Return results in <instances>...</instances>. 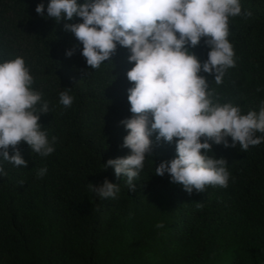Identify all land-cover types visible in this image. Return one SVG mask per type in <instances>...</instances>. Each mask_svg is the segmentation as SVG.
I'll return each mask as SVG.
<instances>
[{"label":"trees","instance_id":"16d2710c","mask_svg":"<svg viewBox=\"0 0 264 264\" xmlns=\"http://www.w3.org/2000/svg\"><path fill=\"white\" fill-rule=\"evenodd\" d=\"M49 2L0 0V62L24 59L32 90L42 94L36 112L48 103L39 123L54 147L41 156L22 141L26 166L0 157L7 173L0 175V264H264V139L246 151L239 143L231 146L230 136L227 147L209 140L211 151H201L226 161L228 185L189 193L169 173L155 174L177 152L176 138L169 143L152 132L151 150L130 190L123 174L104 165L131 154L123 146L130 130L121 123L133 115L130 50L117 44L110 59L92 69L82 43L64 27L82 18L58 23L47 16ZM40 3L44 16L36 12ZM239 3L242 15L228 21L235 66L220 84L214 72L201 69L199 75L207 79L213 103L258 113L264 105V0ZM189 50L203 63L210 46L201 38ZM61 92L73 97L70 107L60 103ZM42 168L47 172L38 177ZM105 179L118 185L115 198H100L90 187Z\"/></svg>","mask_w":264,"mask_h":264},{"label":"clouds","instance_id":"9594fccd","mask_svg":"<svg viewBox=\"0 0 264 264\" xmlns=\"http://www.w3.org/2000/svg\"><path fill=\"white\" fill-rule=\"evenodd\" d=\"M44 16L45 5L36 6ZM242 15L239 0H50L47 16L58 23L81 17L82 22L65 24L83 45L82 55L92 69L109 60L117 44L128 48V60L135 62L127 78L133 84L128 91L131 118L121 121L130 131L124 147L131 150L126 157L109 159L115 174L127 178L129 189L144 167L145 154L150 152V135L171 143L176 138L177 155L156 166L155 174H170L172 183L182 184L189 193L203 192L206 186L227 187L229 173L223 158L206 154L209 140L225 146L239 143L242 151L258 145L264 137V105L259 112L241 114L231 103H213L207 79L199 75L215 73V82L222 83L226 69L235 66L234 50L227 39L229 17ZM251 16V12L243 13ZM201 38L210 46L203 63L189 50ZM72 50L66 55L71 56ZM33 76L22 57L0 62V157L16 167L26 166L18 145L26 142L32 152L48 156L54 151L46 133L41 130L39 113H48L44 101L39 112L36 105L42 94L31 88ZM259 91V89H258ZM73 97L60 93V103L70 107ZM150 125V127H149ZM204 137V141L201 138ZM53 142L56 137L52 138ZM14 151L9 154V148ZM206 150L202 152L201 150ZM47 168L37 173L43 177ZM0 175H7L0 167ZM100 198H115L118 185L107 179L100 186L90 184ZM163 228V222L156 224Z\"/></svg>","mask_w":264,"mask_h":264}]
</instances>
